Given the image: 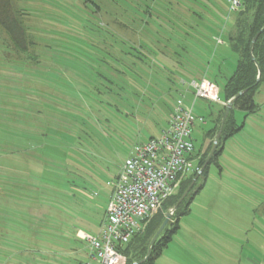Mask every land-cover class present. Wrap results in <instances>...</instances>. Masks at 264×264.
<instances>
[{
	"label": "rangeland",
	"instance_id": "obj_1",
	"mask_svg": "<svg viewBox=\"0 0 264 264\" xmlns=\"http://www.w3.org/2000/svg\"><path fill=\"white\" fill-rule=\"evenodd\" d=\"M16 4L28 45L16 56L0 28V264H97L78 233L97 236L107 183L135 144L166 128L175 90L203 78L222 91L238 13L227 0ZM254 101L252 114L232 111L242 128L205 162L203 186L155 264H264V81ZM219 110L193 106L198 159L211 152ZM187 181L158 210L163 220Z\"/></svg>",
	"mask_w": 264,
	"mask_h": 264
},
{
	"label": "built area",
	"instance_id": "obj_2",
	"mask_svg": "<svg viewBox=\"0 0 264 264\" xmlns=\"http://www.w3.org/2000/svg\"><path fill=\"white\" fill-rule=\"evenodd\" d=\"M227 4L230 12L236 13L241 8V0H227ZM186 89L191 92V105H184V94H179L167 127L157 137L135 144L118 175L107 183L111 192L99 232L96 237H82L90 245L91 261L124 264L121 250L144 230L163 202L174 195L179 182L200 171L193 163L196 159L191 138L195 122L193 106L197 100L223 103L219 88L208 80L190 82Z\"/></svg>",
	"mask_w": 264,
	"mask_h": 264
},
{
	"label": "trees",
	"instance_id": "obj_3",
	"mask_svg": "<svg viewBox=\"0 0 264 264\" xmlns=\"http://www.w3.org/2000/svg\"><path fill=\"white\" fill-rule=\"evenodd\" d=\"M236 13L238 14L234 19V30L229 36V45L232 53L236 57V65L233 73L225 79L222 91H219V98L223 103L219 110V114L221 112V118L225 110L224 104L235 97L239 92L243 93L234 100L233 106L229 110L221 129L216 150L214 151L208 164L217 160V157L222 150L224 141L229 137H232L242 128V125L236 124L232 111L237 110L243 113L244 116H247L257 110L254 96L260 84L264 81V31L258 35L252 51L250 52L249 50L251 40L264 26V0H241V11L239 10ZM26 16L27 14L17 7L16 0H0V28L3 33L7 35V46L16 50V56L25 52L26 46L28 45L23 22ZM6 56L7 55H5V57ZM252 58L255 62L252 61ZM257 78L258 81H256ZM214 125L213 128L207 132V136L211 135L215 130ZM220 127L221 120L219 122L218 131L220 130ZM197 156L198 155L195 154L194 158H196V166L198 170H200L205 160L198 159ZM207 165H205L198 177L197 183L199 182L200 185H198L195 189L192 188L187 197L179 205L180 209L176 211L173 220L168 224V227L163 229L162 233L157 237L151 246L150 241L163 222L161 211H158V213L153 216L150 225L145 227L144 234L142 236H140V233L134 235L127 245L121 250V254L123 257L125 256L128 264H155L156 259L167 247L172 239V236L179 228V217L188 213L189 205L194 195L203 186ZM196 174L197 171L188 176V181L184 184L185 187L183 192ZM196 185L197 184L195 183L194 187ZM180 191L181 187L179 188L178 199L183 193H180ZM173 196L174 195L165 200L161 207L164 209L172 207L174 203ZM133 245L135 248L132 250ZM148 248L149 251L146 256ZM131 250L133 253L129 256Z\"/></svg>",
	"mask_w": 264,
	"mask_h": 264
},
{
	"label": "water",
	"instance_id": "obj_4",
	"mask_svg": "<svg viewBox=\"0 0 264 264\" xmlns=\"http://www.w3.org/2000/svg\"><path fill=\"white\" fill-rule=\"evenodd\" d=\"M264 31V26L263 28L253 37V39L250 42V46H249V50L250 52L252 51L253 45L258 37V35ZM252 61H254V59L252 58ZM256 81H258V78L256 79ZM243 92H239L235 97H233L232 99H230L229 101H227L225 103V110L221 119V127L220 130L218 131V133L216 134L214 141H213V145H212V149L211 152L206 160V163H208V160L210 159V156L213 155L214 151L216 150V146H217V142L219 140L220 137V133H221V129L224 125V122L226 120V117L229 113V110L232 108L234 100L240 96ZM205 163V164H206ZM205 165H203V167L200 169V171L193 177L192 181L190 182L189 186L187 187V189L185 190V192L183 193V195L181 196V198L177 201V203L175 204V206L172 208V210L170 211L169 214H167V216L165 217V219L163 220L162 224L160 225L159 229L157 230L155 236L152 238L150 245L153 244V242L157 239V237L162 233L163 229L165 228V226L168 224L170 217L172 216L173 212L177 209V207L179 206V204L181 203L182 199L185 197V195L188 193V191L191 189V187L193 186V184L196 182V180L198 179L200 173L202 172L203 168ZM133 264H138V263H133Z\"/></svg>",
	"mask_w": 264,
	"mask_h": 264
},
{
	"label": "crops",
	"instance_id": "obj_5",
	"mask_svg": "<svg viewBox=\"0 0 264 264\" xmlns=\"http://www.w3.org/2000/svg\"><path fill=\"white\" fill-rule=\"evenodd\" d=\"M227 5H228V4H227ZM228 8H229V7H228ZM3 69H4V68H3ZM1 70H2V69H1ZM201 80H203V78H202ZM204 80H206V79H204ZM193 81L197 82V81H200V80H192L191 82H193ZM214 84H215V83H214ZM215 85H216V84H215ZM182 86H184V85H182ZM216 86H217V85H216ZM185 87H186V86H184L183 89L180 88V89L175 90V91H176L178 94L183 93V94H184V98H186V97L188 98V97H189L188 100H189V102H191V101H190V100H191V95H190L191 92H190L189 89L187 90ZM217 87H218V86H217ZM219 91H220V90H219ZM254 97H255V96H254ZM177 100H178V99H177ZM177 100H176V102H177ZM183 101H184V100H183ZM219 105H220V104H219ZM221 105H222V104H221ZM221 105H220V106H221ZM167 122H169V121H167ZM167 124H168V123H167ZM166 127H167V126H166ZM150 138H151V137H150ZM195 154H196V150H195ZM125 160H126V159H125ZM125 160H124V161H125ZM119 172H120V171H119ZM117 175H118V174H116V176H117ZM116 176H115V177H116ZM109 196H110V194H109ZM109 196H108V197H109ZM108 200H109V198H108ZM105 210H106V207L104 206V213H103V215L105 214ZM79 235H80V236H79ZM84 235H87V234H83V233H80V232L78 233V236H79L80 239H82V237H83Z\"/></svg>",
	"mask_w": 264,
	"mask_h": 264
},
{
	"label": "flooded vegetation",
	"instance_id": "obj_6",
	"mask_svg": "<svg viewBox=\"0 0 264 264\" xmlns=\"http://www.w3.org/2000/svg\"><path fill=\"white\" fill-rule=\"evenodd\" d=\"M205 162H206V161H205ZM205 162H204V164H205ZM204 164H203V165H204ZM202 167H203V166H202ZM194 184H195V183H194ZM194 184H193V186L191 187V189L188 191V193L185 195V197L182 199L181 203H182L183 200L187 197V195H188L189 192L192 190V188H194ZM188 186H189V185H188ZM188 186H187V187H188ZM186 189H187V188H186ZM186 189H185V190H186ZM184 192H185V191H184ZM184 192H183V193H184ZM182 195H183V194H182ZM182 195H181V196H182ZM180 198H181V197H180ZM180 198H179V199H180ZM179 199H178V200H179ZM181 203H180V204H181ZM180 204H179V205H180Z\"/></svg>",
	"mask_w": 264,
	"mask_h": 264
},
{
	"label": "snow or ice",
	"instance_id": "obj_7",
	"mask_svg": "<svg viewBox=\"0 0 264 264\" xmlns=\"http://www.w3.org/2000/svg\"><path fill=\"white\" fill-rule=\"evenodd\" d=\"M261 212H264V209H261Z\"/></svg>",
	"mask_w": 264,
	"mask_h": 264
},
{
	"label": "clouds",
	"instance_id": "obj_8",
	"mask_svg": "<svg viewBox=\"0 0 264 264\" xmlns=\"http://www.w3.org/2000/svg\"><path fill=\"white\" fill-rule=\"evenodd\" d=\"M221 105V104H220ZM223 105V104H222ZM225 105V104H224ZM198 173V172H197Z\"/></svg>",
	"mask_w": 264,
	"mask_h": 264
}]
</instances>
